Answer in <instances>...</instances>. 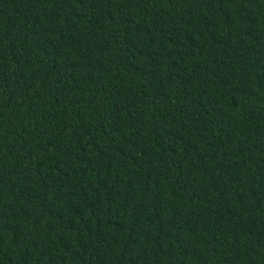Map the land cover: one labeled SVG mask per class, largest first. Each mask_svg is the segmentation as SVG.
Returning <instances> with one entry per match:
<instances>
[{
	"label": "trees",
	"instance_id": "trees-1",
	"mask_svg": "<svg viewBox=\"0 0 264 264\" xmlns=\"http://www.w3.org/2000/svg\"><path fill=\"white\" fill-rule=\"evenodd\" d=\"M0 264H264V0H0Z\"/></svg>",
	"mask_w": 264,
	"mask_h": 264
}]
</instances>
